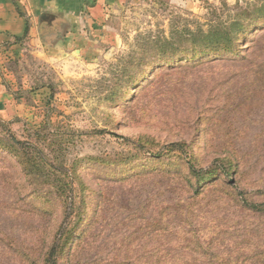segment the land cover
I'll use <instances>...</instances> for the list:
<instances>
[{
  "label": "rangeland",
  "instance_id": "374dc122",
  "mask_svg": "<svg viewBox=\"0 0 264 264\" xmlns=\"http://www.w3.org/2000/svg\"><path fill=\"white\" fill-rule=\"evenodd\" d=\"M246 1L256 0H240L241 5ZM236 2L114 0L106 26L117 36L115 48L103 47L92 60L46 63L26 57L6 67L3 81L24 100L27 117L0 118L1 125L23 142H31L29 135L40 125V133H57L63 141L57 155L72 171L71 180L62 178L61 184L72 189L78 211L63 223L61 264H229L235 257L241 264H264V82L244 67L264 63V30L243 37L235 51L217 59L161 58L122 99L108 100L121 91L120 69L149 41L168 36L172 27L211 20ZM241 57L247 62L234 64ZM186 160L214 172L205 183L188 177L195 188L204 186L197 199L203 220L192 227L177 211L187 202L178 186L187 174ZM0 168L9 173L0 179V232L37 256L62 224L66 204L47 201L42 188L30 196L10 154L0 155ZM231 181L247 208L254 204L261 211L241 209L226 194L214 193ZM197 235L202 250L214 247V257L184 258V247L201 249ZM257 252L260 262L250 260ZM228 253L235 255L229 261ZM0 264L25 263L0 250Z\"/></svg>",
  "mask_w": 264,
  "mask_h": 264
},
{
  "label": "trees",
  "instance_id": "16d2710c",
  "mask_svg": "<svg viewBox=\"0 0 264 264\" xmlns=\"http://www.w3.org/2000/svg\"><path fill=\"white\" fill-rule=\"evenodd\" d=\"M213 14V19H207L202 24L194 23V27L185 25L181 30L172 27L168 36L157 37L149 41L146 47L143 46L144 49L143 47L141 48L138 56H131L125 62L122 70L120 69V79L117 84L120 86L119 89L121 91L116 96L115 92L110 93L108 100L116 103L117 99H122L126 95L127 89L133 86L136 87L139 82L144 80L148 71L161 58L174 57L176 60L179 59L178 61H187L213 55L215 56L214 59H217V56L235 51L238 42L243 37L264 30V0L246 1L242 5L240 0H237L233 8L224 5L220 15H216L215 12ZM246 62L245 57H241L234 64H245ZM244 67L246 73L251 72V76L253 75L254 79L264 82V63L257 66ZM0 128V155L10 154L15 159V163L20 170L18 175H20L21 180L24 179L26 182L30 189V196L38 195L39 189L42 188L46 190L45 198L48 199L47 201L50 199L56 204L59 199L66 204L65 207L63 205L61 211L62 224L49 236L50 239L45 249L41 250L37 256H30L25 246H19L15 238L8 237L2 232H0V250L11 252L25 264H61L59 255L64 251L62 242H65L63 223H65L66 218L74 209L78 211L77 206L75 208L73 205L75 204V196L72 189L69 191L65 184H61L62 178L64 180H71L72 178V171L69 169L65 170L63 166L65 159L57 155L60 151L59 146H62L63 141H57V133L46 130L40 133L41 131L38 130L41 129V125L29 135L32 138L31 142L18 141L8 129L1 125V122ZM101 133L102 131L99 132V134ZM75 135L82 136L83 134L78 132ZM170 148L183 152L181 151L182 147L177 144H171ZM58 158H61V160L58 161ZM184 164L187 168V174L184 175V182L180 181L181 183L177 184L187 194V202L185 208H179L177 211L180 215L184 214L185 226L192 227L203 220L200 217V209L197 208V199L203 197L204 186H199L198 190L188 181V177L197 178L196 183H205L214 175V172L212 169L208 171L196 169L191 161L186 160ZM1 170L0 168V179H8L9 173H2ZM221 170L223 175H227V167L225 165ZM164 174L169 175L167 173ZM180 179L182 178L180 177ZM170 180L172 181V178ZM226 187L225 191H214V193L226 194L225 197L229 202L233 204L235 202L241 209L251 212L261 211V208L254 204L248 205L249 208H247V201H245L243 193L237 192L234 181L227 183ZM194 238H196V248L201 249L196 251V249L184 247L183 249L186 250L184 251V258L192 259L189 255H194L201 259L202 256H215L216 250L213 246H209L206 251L205 249L202 250L199 245L200 239L198 235ZM226 256L229 261L235 255L228 253ZM262 256V253L257 252V254L254 253L252 255L250 260H258L260 262L259 260H261ZM234 262L229 264H241L237 257H235Z\"/></svg>",
  "mask_w": 264,
  "mask_h": 264
},
{
  "label": "crops",
  "instance_id": "0c3cea01",
  "mask_svg": "<svg viewBox=\"0 0 264 264\" xmlns=\"http://www.w3.org/2000/svg\"><path fill=\"white\" fill-rule=\"evenodd\" d=\"M114 0H0V118H26L24 100L3 79L13 62L92 60L103 47H116L117 36L106 26ZM192 3L194 0H167Z\"/></svg>",
  "mask_w": 264,
  "mask_h": 264
}]
</instances>
